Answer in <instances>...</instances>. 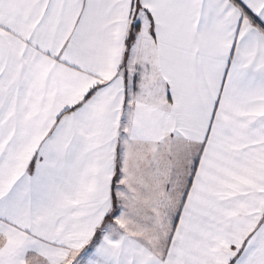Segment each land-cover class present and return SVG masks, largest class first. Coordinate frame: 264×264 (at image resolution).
I'll return each instance as SVG.
<instances>
[{
  "label": "snow or ice",
  "instance_id": "6c2138e0",
  "mask_svg": "<svg viewBox=\"0 0 264 264\" xmlns=\"http://www.w3.org/2000/svg\"><path fill=\"white\" fill-rule=\"evenodd\" d=\"M0 264H264V0H0Z\"/></svg>",
  "mask_w": 264,
  "mask_h": 264
}]
</instances>
